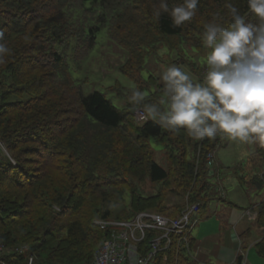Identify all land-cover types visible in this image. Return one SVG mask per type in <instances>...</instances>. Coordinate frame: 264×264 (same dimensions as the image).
Returning <instances> with one entry per match:
<instances>
[{"label":"trees","instance_id":"1","mask_svg":"<svg viewBox=\"0 0 264 264\" xmlns=\"http://www.w3.org/2000/svg\"><path fill=\"white\" fill-rule=\"evenodd\" d=\"M182 2L168 0L169 7ZM227 3L257 22L247 0H200L196 15L180 27L167 13L153 16L159 0H0V43L10 49L0 63V244L29 245L37 264H92L109 233L97 220H128L144 210L176 217L187 204L207 213L216 198L210 195L215 167H208L207 155L221 135L196 141L183 128L168 131L151 119L137 123L138 105L121 109L104 92L84 95L68 52L81 62L105 30L129 55L120 71L144 92L147 58L160 46L179 54L184 46L205 50L204 24L227 26ZM117 89L124 88L119 83ZM157 94L144 104L158 103ZM151 138L164 147L168 169L156 161ZM233 171L241 185L264 190V146L257 142ZM144 178L155 192H142ZM171 194L188 196V202L171 205ZM256 214L264 229V198ZM191 233L187 241L174 237L157 264H197ZM253 247L264 258V234ZM247 249L233 264H244ZM0 260L26 264V255L9 252Z\"/></svg>","mask_w":264,"mask_h":264},{"label":"clouds","instance_id":"2","mask_svg":"<svg viewBox=\"0 0 264 264\" xmlns=\"http://www.w3.org/2000/svg\"><path fill=\"white\" fill-rule=\"evenodd\" d=\"M199 2L183 0L169 7L168 0H159L153 16L159 19L167 13L173 26L180 27L193 19ZM247 6L256 23L227 3L231 14L227 26L215 20L204 24L203 46L210 51L202 83L172 65L161 74L164 96L158 103L144 104L146 93L132 90L128 99L143 105L145 120L172 132L186 129L196 141L224 135L231 141L264 146V0H247ZM9 52L0 43V63Z\"/></svg>","mask_w":264,"mask_h":264},{"label":"rangeland","instance_id":"3","mask_svg":"<svg viewBox=\"0 0 264 264\" xmlns=\"http://www.w3.org/2000/svg\"><path fill=\"white\" fill-rule=\"evenodd\" d=\"M184 53L179 54L176 51H170L166 47H161L152 56L146 60L145 68L142 71V77L147 80L148 87L144 88L147 95L158 92L157 96L161 99L164 96L163 82L161 74L167 67L175 65L187 72L194 82L202 83L203 78L207 73V66L205 57L210 51L209 49L196 52L190 46H184ZM182 57V58H181ZM68 60L72 65V74L74 77L83 80L82 91L84 95L94 91H101L106 93L107 97L119 108L124 109L128 107L130 102L128 97L131 95L130 90L135 89L136 82L120 71V67L125 65L129 60V55L125 49L120 47L117 43L111 40L106 31L103 30L98 35V42L96 47L90 52L89 56L81 62H76L72 59V50L68 52ZM194 63L195 65H192ZM198 67V68H197ZM199 67H202L201 69ZM200 76H199V75ZM153 76V77H152ZM202 80V81H201ZM121 84L124 89H117L118 84ZM131 103V102H130ZM143 108V105H138L133 108V117L137 123L136 110ZM153 150L156 161L164 168H169V162L166 158L164 147L157 143L155 139L149 140ZM257 143H239L229 140L226 136L221 135L219 146L215 150V168L217 175H212L211 180L214 183L210 190V195L216 198L210 201L208 215L196 213V224L192 228V236L207 235L205 222L208 220H215L214 210H216L217 203L224 204L220 200L223 192L219 191L220 185L225 189L227 200L237 201V203H245L244 193L250 194L253 200L257 197L264 198V190H257L254 186L246 183L241 185L236 177L233 168L241 162L247 161V157L256 148ZM145 179V178H144ZM141 186L144 194H150L156 191L154 185L146 178L144 182L138 183ZM130 193L127 192L123 198L122 206L128 205ZM239 201V202H238ZM176 202H188V196L170 195L169 204H176ZM245 207V204H240ZM202 226V231L199 229ZM218 226V224H217ZM227 230V229H225ZM229 230L224 232V237L227 240ZM214 239L208 240L202 247L195 248L193 256L197 260V264H218L216 253L220 246L218 242H213ZM224 243V242H223ZM225 243H228L225 241ZM245 261L247 264H264V258L259 256L256 250L249 246L246 252Z\"/></svg>","mask_w":264,"mask_h":264},{"label":"built area","instance_id":"4","mask_svg":"<svg viewBox=\"0 0 264 264\" xmlns=\"http://www.w3.org/2000/svg\"><path fill=\"white\" fill-rule=\"evenodd\" d=\"M142 108L136 110L139 123L145 120ZM209 168L215 166V151L207 155ZM198 204H187L176 217H167L151 210L140 211L131 219L97 220L109 231L96 249L92 264H157L158 255L170 246L174 237L187 241L196 224ZM147 239L149 241H147ZM25 254L26 264H37L27 244H0V258L6 253ZM0 264H6L0 260Z\"/></svg>","mask_w":264,"mask_h":264},{"label":"crops","instance_id":"5","mask_svg":"<svg viewBox=\"0 0 264 264\" xmlns=\"http://www.w3.org/2000/svg\"><path fill=\"white\" fill-rule=\"evenodd\" d=\"M215 174L217 175L216 169ZM218 188L219 191L223 192L221 196L227 199L224 187L220 185ZM262 199L263 198L257 197V200H253L250 194L245 192V203H237V201L234 202L232 200L230 201L237 204V206L230 205L225 201H222L225 202L222 205L220 204L221 202L217 203V208L214 210V215H216L217 218H215V220H208L204 224L206 225L204 230L209 233L204 236H193L196 239L197 248L202 247L208 240L214 239L215 241L213 242H218L220 245L216 253L218 264H233L238 252L243 253L244 247H253L264 234V229L259 227L255 222L257 215L256 206ZM240 204H245V207H242ZM208 212L210 211L207 210V214L204 217L208 215ZM225 229L229 230V239L227 238V240L224 237V232L227 231ZM201 231L202 226L199 229V233H201ZM225 241L228 243H225ZM246 252L247 251L244 252L245 257ZM244 264H247V262L245 261Z\"/></svg>","mask_w":264,"mask_h":264}]
</instances>
